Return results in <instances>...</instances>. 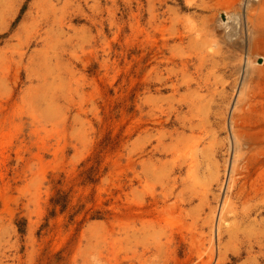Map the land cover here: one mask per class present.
Instances as JSON below:
<instances>
[{"label":"rangeland","instance_id":"rangeland-1","mask_svg":"<svg viewBox=\"0 0 264 264\" xmlns=\"http://www.w3.org/2000/svg\"><path fill=\"white\" fill-rule=\"evenodd\" d=\"M132 1L129 9L128 0H55L70 21L45 27L47 44L25 47L20 61L16 38L35 0H0V264H125L127 127L139 115L140 28L151 0ZM185 6L167 7L194 12ZM225 187L214 182L208 194L218 209ZM251 209L246 220L241 208L226 214L234 229H223L222 247L241 252L229 264H264V251L247 253L248 242H264V199ZM100 240L108 244L97 255Z\"/></svg>","mask_w":264,"mask_h":264},{"label":"bare ground","instance_id":"bare-ground-1","mask_svg":"<svg viewBox=\"0 0 264 264\" xmlns=\"http://www.w3.org/2000/svg\"><path fill=\"white\" fill-rule=\"evenodd\" d=\"M171 1L151 0L140 28V108L127 127L124 260L229 264L241 252L222 247L223 229H234L226 214L238 217L241 208V220L249 219L253 202L264 199V0H186L190 7L183 8L194 9L188 14L167 7ZM30 9L35 16H25L16 38L20 61L25 47L47 44L45 27L63 28L71 17L67 7L57 14L55 0H35ZM46 54L44 48L37 56ZM34 62L32 53L29 66ZM214 182L226 186L220 209L208 196ZM248 243L250 258L263 254L264 242L256 251ZM107 244L97 241V255Z\"/></svg>","mask_w":264,"mask_h":264}]
</instances>
